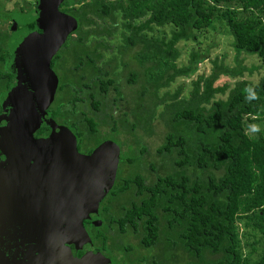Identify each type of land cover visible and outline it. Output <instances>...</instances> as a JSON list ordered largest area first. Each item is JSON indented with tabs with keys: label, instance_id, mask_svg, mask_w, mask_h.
Instances as JSON below:
<instances>
[{
	"label": "trees",
	"instance_id": "1",
	"mask_svg": "<svg viewBox=\"0 0 264 264\" xmlns=\"http://www.w3.org/2000/svg\"><path fill=\"white\" fill-rule=\"evenodd\" d=\"M8 1L0 0V26L9 17ZM61 10L77 20L68 46L82 74L72 88L84 87L93 110L103 105L111 128L129 132L140 151L142 135L155 126L164 130L156 149L164 163L155 178L133 170L138 158L129 149L111 191L130 192L112 219L139 232L148 252L136 260L264 264V0H64ZM215 20H223L232 37L235 65L214 59L208 75L191 80L187 96L183 85L170 92L207 56V49L192 47L187 63L177 66L179 43H199L198 32ZM154 26H171L169 35H152ZM1 32L0 44L7 38ZM107 49L112 67L127 70L123 77L133 93H120L116 79L107 83L95 66ZM241 54L261 64L247 67ZM261 67L257 81L244 77ZM90 70L99 75L94 91L83 78ZM221 76L240 79L218 84ZM109 84L118 95L102 104L100 92ZM159 242L163 254L156 256L150 250Z\"/></svg>",
	"mask_w": 264,
	"mask_h": 264
},
{
	"label": "flooded vegetation",
	"instance_id": "2",
	"mask_svg": "<svg viewBox=\"0 0 264 264\" xmlns=\"http://www.w3.org/2000/svg\"><path fill=\"white\" fill-rule=\"evenodd\" d=\"M21 5H23V8H21ZM21 5L9 10L8 16L13 13L24 14L29 12L35 7V0L28 5ZM59 10L62 11L61 5ZM5 22H7V26L3 31L7 38H4L0 44V114L5 111L2 101L3 94L8 90L14 76V73L8 67L12 56L9 46V40L13 34V30H11L12 21L8 17ZM21 27L22 25H18L16 29L19 30ZM38 31L41 33V30ZM72 33L67 36L64 43L50 58L49 66L56 78V86L53 99L45 109L46 118L53 120L57 125L64 126L71 132L75 137L76 148L80 154H90L97 145L109 140L118 146L120 161L122 152L131 150L133 147L132 142L128 141L130 133L121 130V126L113 130L108 124L109 119L105 117L102 110L104 109L103 105L96 111L89 105L84 96V87H78L77 90L72 88L71 80L72 82L76 81L82 74V68L77 67V63L74 64L75 57L72 49L68 46ZM101 53L102 56L96 61L95 66L103 72L101 75H103L104 81L110 83L109 81L113 77L116 79L120 93L125 94V96L133 93L132 86L129 87L123 79V75L127 70L123 66L112 67L110 49ZM98 77L99 75L94 70H90L89 77L85 73L83 76L85 80H90L89 86L91 89L94 86L92 82ZM65 83L68 84V87ZM94 90L95 87L92 91ZM103 90L100 92L102 104L109 101L111 94V97L114 96L116 99L118 94L114 93V88L111 89V84ZM18 98L26 100L27 95L25 93L19 95ZM113 113L117 115L118 111L114 110ZM117 117L119 116L117 115ZM93 124L95 125L93 126ZM51 131L52 128L49 125H42L33 132V137L35 139L46 138ZM15 137L12 134L8 136L5 131L0 134V206L5 208L6 205L7 207L10 206L11 211H16L15 208H17L18 213H20V216H13L12 220L7 222L8 224H2L5 226L6 232L0 231L5 235L3 243L0 242V264H69L74 261L78 264L80 262L79 258L84 259V263L85 260L94 262L95 259L98 260L99 258L101 264H126L128 262V247L139 248V246L130 243L128 237L138 235L139 232L133 229L136 227L132 224L116 222L112 218L114 214L122 210V205H126L130 197L123 199L124 192H120L119 196L118 193H114L117 195L112 194V186L99 202L98 213L101 222L98 225H95L87 217L82 221L81 228L70 222L62 226H60L61 224L57 225V222H51L50 227L46 226L48 223L42 221L45 217L42 214L46 211H44V208H47L43 203L46 202L47 204L48 201L45 196L54 194L53 199L58 202L62 192L53 189L41 190L39 193H45L35 195L38 192L36 183H33V185L29 183L30 189L28 190L18 188V186L20 187V182L16 178L18 175L8 172L11 161H9L10 150L7 144L11 138ZM17 137L19 136L17 135ZM119 161L116 175L119 169ZM4 180H7V186L3 183ZM39 187L42 188V185ZM14 194H18L19 199L14 198ZM110 195L114 197L110 198ZM29 202L34 205L32 207L26 206L29 205ZM61 202L62 206H56L55 209L59 207L64 213L63 197ZM14 204H16V207ZM22 218L23 220H21ZM139 249L143 250L144 253L148 252L145 247ZM153 250L154 248H151L150 251ZM144 264H148V262L144 261Z\"/></svg>",
	"mask_w": 264,
	"mask_h": 264
},
{
	"label": "water",
	"instance_id": "3",
	"mask_svg": "<svg viewBox=\"0 0 264 264\" xmlns=\"http://www.w3.org/2000/svg\"><path fill=\"white\" fill-rule=\"evenodd\" d=\"M63 1L35 0V7L29 12L9 15L13 34L9 40L12 56L8 67L14 76L2 97L5 111L0 114V134L5 131L8 136H16L7 146L11 161L8 172L18 175V188L28 190L29 183H36L38 192L35 195L45 193H39L41 190L62 192L58 202L54 201V194L45 196L48 201L43 203L47 208H44L42 221L48 223L46 226L50 227L51 222L60 226L70 222L81 228L87 217L95 225L101 222L98 206L114 184L119 150L114 142L106 140L90 154H80L71 132L46 118L45 109L53 99L56 86L50 58L77 28V20L59 10ZM18 25H22L19 30L16 29ZM25 93L26 100H20L19 95ZM42 125H49L52 131L46 138L35 139L33 132ZM3 183L7 186V180ZM62 197L64 213L59 207L55 209L62 206ZM14 198L19 199L18 194H14ZM33 205L29 202L26 206ZM9 207L0 206V231L6 229L3 223L8 224L13 216L20 214L17 208L11 211ZM3 239L5 235L0 232L1 244ZM78 260V264L84 263V259ZM101 263L98 258L94 262L85 260L84 264Z\"/></svg>",
	"mask_w": 264,
	"mask_h": 264
},
{
	"label": "rangeland",
	"instance_id": "4",
	"mask_svg": "<svg viewBox=\"0 0 264 264\" xmlns=\"http://www.w3.org/2000/svg\"><path fill=\"white\" fill-rule=\"evenodd\" d=\"M32 1L33 0H9L6 3L5 7L7 10H11L17 5H21V4L28 5ZM6 23L7 22L3 23L2 26H0V29H2V31L3 30L5 31V27L7 26ZM170 28L171 26H164V27L154 26V30L151 32V34L154 36H161V35L167 36L169 35ZM198 34L200 35L199 43H194V42H180L179 43L178 47L180 48L181 56L177 60V66H182L187 63L188 52L190 48L192 47L198 48L202 51L207 49V56L197 65V71L195 72V74H193L190 77L178 78L169 87L170 92L175 91L178 86L183 85V91L181 95L187 96L190 90L191 80L195 79L198 74L208 75L211 72L212 63H213L212 61L214 59H217L218 62L223 60V62L229 66L235 65V52L231 46L232 37L230 36L228 29L225 26V23L223 20H215L206 29L199 31ZM240 58L243 59V64L246 65L247 67H250L252 64L253 65L261 64L258 58L254 55L241 54ZM262 71H263V67H261L259 70L253 71L251 75H249V73H245L244 77L247 79L253 80V81H257L260 78ZM123 79L125 81L124 77ZM238 79H240V77L231 78L227 76H221L217 83L218 84H224V83L232 84ZM163 136H164V130L161 127L155 126L152 134L142 135L141 151H140V148L136 147L135 143H133L132 136L130 134L128 136V141L130 140L133 144V147L131 149V150H134L132 156L138 158V160L136 161L137 165L133 167L134 168L133 170L141 173L143 176L146 177L148 181L155 178L156 174L159 171V168L164 163L163 157L159 155L156 150L157 147L162 143ZM98 146L99 145H97L94 149H96ZM126 155L127 154H124V156ZM129 196H131L130 192H126L122 195V198L126 199V198H129ZM139 237L140 235L136 234V235L129 236L128 239L130 243L135 244L137 245V247L139 246L140 248ZM161 246H163V242H159L154 247V250L151 251V253H154L156 256H161V254H163L162 252H160ZM139 248L135 249V247L133 246L128 247V255H127L128 262L126 264H139L136 258L140 259L141 255L145 254L144 251ZM140 263L144 264L143 261H141ZM172 264H175V262H172ZM177 264H186V263H184V259H183V261H179Z\"/></svg>",
	"mask_w": 264,
	"mask_h": 264
}]
</instances>
